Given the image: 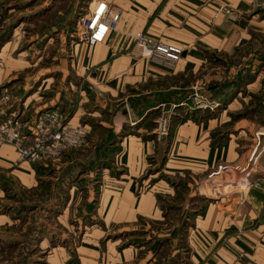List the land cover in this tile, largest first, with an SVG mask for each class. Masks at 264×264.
<instances>
[{"label":"crops","instance_id":"crops-1","mask_svg":"<svg viewBox=\"0 0 264 264\" xmlns=\"http://www.w3.org/2000/svg\"><path fill=\"white\" fill-rule=\"evenodd\" d=\"M105 1L121 15L104 43L94 47L83 43L75 50L73 68L86 86L82 103L90 104L94 95L99 104L119 107L116 126L134 120L139 125L119 145L117 174L104 171L95 209L99 224L86 222L79 227L81 240L75 248L51 247L44 240L41 246L50 252L47 264H145L137 249L119 250L117 242L106 238L110 232L137 228L138 223L163 220L160 199L176 191L166 179L192 180L204 197L193 217L194 226L187 231L188 258L183 264H264V186L243 185L244 169L251 172L252 182L264 181V135H258L264 129H253L247 121L228 128L227 111L210 117H203L201 111L180 115L182 120L173 122L164 144L151 137L149 128L155 118L149 112L164 102L159 96L182 88L176 81L197 79L214 54L232 55L260 43L256 35L264 33V10L251 0ZM47 2L0 0V92L7 90L15 98L5 107L3 119L19 112L27 119L37 118L42 111L53 110L52 101L41 96L43 84L33 87L30 80H20L21 69L13 55L24 27H34L42 19L26 20V14L36 15L39 10L47 17ZM221 7L231 13L220 12ZM137 33L182 49L181 59L169 66L141 56L134 42ZM81 115L79 108L70 121L82 125ZM17 160L11 146L2 147L0 175L12 170L20 179L31 176V165H16ZM220 166L230 167L227 173L233 172L238 180L216 183L217 177L210 175ZM154 169L159 172L151 174ZM72 199H77L76 194Z\"/></svg>","mask_w":264,"mask_h":264},{"label":"rangeland","instance_id":"rangeland-1","mask_svg":"<svg viewBox=\"0 0 264 264\" xmlns=\"http://www.w3.org/2000/svg\"><path fill=\"white\" fill-rule=\"evenodd\" d=\"M90 2L91 0H48L47 17L39 10L36 15L26 14V20L41 16L42 19L39 24H34V30V27L25 26L21 41L14 46L17 69H21L18 74L20 80H30L33 87L43 84L45 88L41 90V96L51 100L50 108H59L69 121L80 108L83 114L79 118L80 124L87 127L88 136L82 147L67 151L72 152L70 155L73 157L63 156L65 152L59 159L46 164L47 171L38 164L17 160L16 165H31V176L20 179L12 170L10 173H1L0 264H47L50 252L41 246L44 240L51 247L67 245L75 248L81 240L79 227H83L86 222L99 224L95 209L100 187L104 182V171L108 169L117 174L119 145L125 136L134 133L132 128L139 125L134 120L131 124L126 123L125 128L116 126L115 113L119 107L115 109L99 104L94 95V102L82 103L86 86L83 77H79L73 68V60L77 46L83 44L78 36V25L80 19L87 15ZM40 36L41 41L38 40ZM256 36L260 43L239 48L232 55L223 53L210 56L207 66L197 79L194 77L176 81L182 87L179 91L161 94L159 97L164 102L149 112V115L154 114L155 117L149 126L151 137L164 144L170 134L160 140L157 138L160 118H169L172 126L181 116L196 111H201L203 117L227 111L228 128L247 121L252 124L253 129H264V33ZM187 84H190V88L184 89ZM8 93L12 102L14 94ZM196 94L203 97L202 103L207 107L198 108L200 98L197 101ZM14 115L24 123L25 133L34 127L37 119L35 115L27 119L20 112ZM258 143L261 144V140ZM88 167L91 172H86L88 175L73 186L75 191L73 188L67 191L70 187L66 190L65 186H61L68 195L62 192L57 197V184L66 176V171L74 169L82 172ZM228 171L221 172L214 181H237L239 176L233 172L227 173ZM158 172L159 170L154 169L151 174ZM249 173L250 176L247 177L246 174L243 181L250 180L255 184L256 182L251 181V172ZM161 177L162 174L159 178ZM168 185L173 187L170 183ZM198 189L199 184L192 180L181 182L175 195L170 197L166 194L161 200L163 220L142 222L134 229L110 232L111 235L106 240L117 242L119 250L134 247L139 252L138 258L145 264L185 263L188 256L185 255L184 241L187 231L194 226V215L202 206V201L196 199L204 198ZM75 194L77 199L73 201ZM61 216L64 217L62 220Z\"/></svg>","mask_w":264,"mask_h":264},{"label":"built area","instance_id":"built-area-1","mask_svg":"<svg viewBox=\"0 0 264 264\" xmlns=\"http://www.w3.org/2000/svg\"><path fill=\"white\" fill-rule=\"evenodd\" d=\"M251 1L256 8L264 10V0ZM220 12L231 13L226 7H221ZM120 15V11L111 7L105 0H91L87 15L80 19L82 26L78 25L79 39L91 47L104 43L109 32L115 29ZM134 42L141 56L162 61L169 66L179 62L183 55L182 49L155 41L144 33H137ZM195 97L197 101L200 98L198 108H205L206 105L202 103L203 97L199 94ZM11 100L12 97L7 90L0 92V149L4 145L14 147L20 162L46 164L59 159L69 150L82 147L85 143L88 136L87 127L73 124L57 109L40 113L34 127L29 133H25L24 123L14 114L2 118L5 107ZM170 126L169 118H160L157 127L159 140L170 134ZM228 170L230 167L220 166L211 177ZM243 172L247 177L250 176L247 169ZM245 184L249 187L254 185L250 180H246ZM255 185L264 186V181L256 182Z\"/></svg>","mask_w":264,"mask_h":264},{"label":"trees","instance_id":"trees-1","mask_svg":"<svg viewBox=\"0 0 264 264\" xmlns=\"http://www.w3.org/2000/svg\"><path fill=\"white\" fill-rule=\"evenodd\" d=\"M124 128H125V126H124ZM71 153L72 152H70V153L66 152L63 156L73 157V155H70ZM46 164H38V165H40L39 167L43 168L44 171H47L48 170L47 169V167H48L47 165L48 164L47 165ZM73 170L74 169H70L69 171H66V173H67L66 176L65 177L63 176L64 178L63 179L61 178L59 184H57V191H56L57 197L62 192L67 193V195H68L67 191H70V189L73 188V186H75V184H77L81 180L82 177H84L85 175H88V173H86V172H91V168L90 167L83 169L84 171H82V172H81V170L80 171H76V170L73 171ZM166 180L173 186V188H175V190H176V188L178 190L179 189V184H181V182L183 183V181H184L183 179H179V180L178 179H166ZM184 182H186V181H184ZM61 186H63V187L65 186L66 190H67L68 187H70V188H68V190L65 191V189L63 187L61 188ZM62 189H64V190H62ZM203 199L204 198H199V199H196V200H198L199 202H201V201L203 202ZM160 200H162V198Z\"/></svg>","mask_w":264,"mask_h":264},{"label":"bare ground","instance_id":"bare-ground-1","mask_svg":"<svg viewBox=\"0 0 264 264\" xmlns=\"http://www.w3.org/2000/svg\"><path fill=\"white\" fill-rule=\"evenodd\" d=\"M4 146H10V145H4ZM4 146H3V147H4ZM11 147H12V146H11ZM1 148H2V147H1ZM13 148H14V147H13ZM14 150H15V149H14Z\"/></svg>","mask_w":264,"mask_h":264},{"label":"water","instance_id":"water-1","mask_svg":"<svg viewBox=\"0 0 264 264\" xmlns=\"http://www.w3.org/2000/svg\"><path fill=\"white\" fill-rule=\"evenodd\" d=\"M46 111H49V110L42 111L41 113L46 112Z\"/></svg>","mask_w":264,"mask_h":264}]
</instances>
